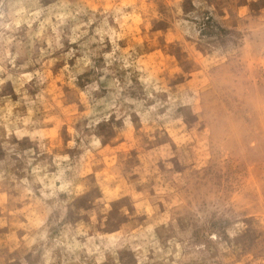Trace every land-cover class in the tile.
<instances>
[{
    "label": "rangeland",
    "instance_id": "obj_1",
    "mask_svg": "<svg viewBox=\"0 0 264 264\" xmlns=\"http://www.w3.org/2000/svg\"><path fill=\"white\" fill-rule=\"evenodd\" d=\"M0 264H264V0H0Z\"/></svg>",
    "mask_w": 264,
    "mask_h": 264
}]
</instances>
